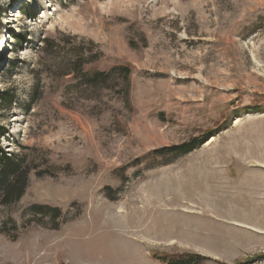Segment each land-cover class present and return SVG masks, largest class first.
I'll list each match as a JSON object with an SVG mask.
<instances>
[{
	"label": "rangeland",
	"instance_id": "1",
	"mask_svg": "<svg viewBox=\"0 0 264 264\" xmlns=\"http://www.w3.org/2000/svg\"><path fill=\"white\" fill-rule=\"evenodd\" d=\"M2 152L30 170L0 264H264V0H0Z\"/></svg>",
	"mask_w": 264,
	"mask_h": 264
},
{
	"label": "trees",
	"instance_id": "2",
	"mask_svg": "<svg viewBox=\"0 0 264 264\" xmlns=\"http://www.w3.org/2000/svg\"><path fill=\"white\" fill-rule=\"evenodd\" d=\"M46 50L51 48L50 45L52 40H47ZM80 54V53H79ZM83 58V57H82ZM81 57H76L74 60L69 61L61 74L72 75L73 78L78 79L83 84H86L92 88H113L118 89V93L124 100H128L129 90H130V68L124 65H117L107 70H84L83 66L86 61ZM63 72V73H62ZM3 96V95H2ZM4 98V97H3ZM11 104V100L5 103V108H8ZM203 141L198 140V138H193L189 142H184L177 145L165 146L156 148L150 151L146 157H152L153 163H158L156 158H171L179 154H186L192 148H195ZM137 162V161H136ZM30 169L24 168L22 160L20 158H13L5 153L0 155V204L8 206L16 201L24 193L25 187L27 185V176ZM36 213L43 214L46 212H51L54 217L59 215L60 210L58 208H52L49 206H39L33 205L30 210ZM14 239V237H12ZM162 262L166 264H199L205 258L198 254L192 253H182L176 255H164L159 257ZM235 262L234 264H236Z\"/></svg>",
	"mask_w": 264,
	"mask_h": 264
},
{
	"label": "bare ground",
	"instance_id": "3",
	"mask_svg": "<svg viewBox=\"0 0 264 264\" xmlns=\"http://www.w3.org/2000/svg\"><path fill=\"white\" fill-rule=\"evenodd\" d=\"M6 40V38L4 39V41Z\"/></svg>",
	"mask_w": 264,
	"mask_h": 264
}]
</instances>
